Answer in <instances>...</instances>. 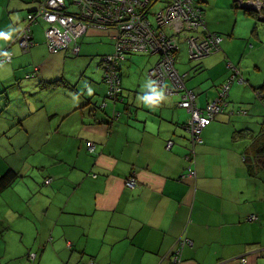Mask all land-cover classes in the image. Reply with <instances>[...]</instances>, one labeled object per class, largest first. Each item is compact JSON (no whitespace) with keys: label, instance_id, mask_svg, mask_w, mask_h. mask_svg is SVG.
I'll list each match as a JSON object with an SVG mask.
<instances>
[{"label":"crops","instance_id":"0c3cea01","mask_svg":"<svg viewBox=\"0 0 264 264\" xmlns=\"http://www.w3.org/2000/svg\"><path fill=\"white\" fill-rule=\"evenodd\" d=\"M40 2L0 0V31L11 33L0 37V52L11 54L0 62V174L10 167L20 172L0 191V264H26L28 250L35 253L31 264H81L89 257L96 264H171L174 254L177 264H264V203L257 201L263 190L242 159L248 143L236 134L251 122L230 112L232 100L247 98L252 87L233 81L224 111L205 124L200 143L189 144L188 110L177 105L183 91L166 92L168 78L164 88L155 86L158 53L121 58L122 100L106 97L98 56L114 51V28L88 27L77 39L81 56L71 57L68 50L51 56L30 25L34 43L22 51L17 33ZM202 2L193 0L205 18ZM205 26L218 33L206 18ZM176 37L186 52L178 45L174 67L185 74L196 106L205 107L229 75L226 39L224 54L190 64L185 40ZM114 112L119 119L110 117ZM130 176L132 187L125 185ZM181 235L191 243L182 247L175 241Z\"/></svg>","mask_w":264,"mask_h":264},{"label":"built area","instance_id":"2783aa9c","mask_svg":"<svg viewBox=\"0 0 264 264\" xmlns=\"http://www.w3.org/2000/svg\"><path fill=\"white\" fill-rule=\"evenodd\" d=\"M156 1L158 0H41L37 8L27 13V24L17 33L16 41L22 50L30 48L34 43L29 33L30 25L37 18H41L46 22L48 51L70 50L77 54L79 51L77 39L88 27L114 28L116 48L103 57L105 80L108 85L107 95L112 97L111 95L118 91L120 80L117 71L118 61L128 52L158 53L160 59L153 69L157 83L164 88V80L169 77L173 87L172 89L165 87V91L172 93L174 89L184 88L182 81L184 74H179L174 67V56L179 43L176 35H181L185 40L188 56L191 58L206 56L211 51L218 50L220 39L218 33L206 29L202 10L193 3V0H164V6L159 11H150L151 5ZM236 1L238 5L245 3L257 8L263 3L260 0ZM69 4L75 5L77 10L70 9ZM150 13L154 16V22L149 19ZM259 15H264V12L260 11ZM162 26L170 28L171 33L166 34ZM10 59V53L0 52V61ZM231 66L227 63V67ZM233 71L227 81L221 84L219 96L205 108L196 106V94L193 90L184 89L177 105L185 107L191 114L185 128L192 143L201 142V128L216 114L224 111L228 89L240 75L236 69ZM243 81L240 75V82ZM87 146L92 150L94 144L87 142ZM191 161H194L193 157ZM188 170L189 176H193L195 170L190 166ZM135 183V177L130 176L126 180V185L130 187Z\"/></svg>","mask_w":264,"mask_h":264},{"label":"rangeland","instance_id":"374dc122","mask_svg":"<svg viewBox=\"0 0 264 264\" xmlns=\"http://www.w3.org/2000/svg\"><path fill=\"white\" fill-rule=\"evenodd\" d=\"M260 1L263 2L260 8L252 7L251 5L245 3L241 4L244 8H248L250 11L254 12L256 16H252L244 13L242 8L233 5V0H206V2H202L201 4L206 13V16L204 15V17L209 23H211L214 29L218 32L220 42L222 39H226L227 42L226 43L227 58L223 66L226 67L227 70H229V75L226 76L225 81H227L232 71L236 69L240 73V75L241 73L243 74L241 76L245 81L246 86H248L249 88L251 87L253 88V86H257L264 81V22L258 19V17H260L259 12L260 11L264 12V0H260ZM194 2L196 3V0H194ZM164 3H165L164 0L156 1L152 6L151 11H159L164 6ZM69 8L72 10H77V7L75 5H69ZM149 17L150 19L154 20V16L152 14L149 15ZM31 25L32 28L38 29L39 35L42 37L44 41H46V35H45L46 24L44 26L43 24L40 25L37 22ZM254 27L257 28L256 31L259 34L258 37L255 36V31L253 32ZM248 36H251V39ZM180 41L178 44L179 49L181 50V52L183 51L186 52L185 43ZM219 44H220V48L218 50H213L210 52V54L206 56L213 55L218 51L221 54H224L223 49H221V43ZM114 48H116V46H114ZM48 53L51 56H59V54H51L52 52L50 51H48ZM65 53H66L65 56H71V57L81 56V53L75 54L70 50ZM127 54L130 55V52H128ZM154 55L155 54L150 56H154ZM101 56H104V54L99 55L98 60L101 58ZM133 56H147V55H133ZM206 56H202L199 58H191L190 56L186 55L185 57L188 58L189 60L191 59L189 61L190 64H196L199 59ZM228 62L232 63L231 68L226 66ZM68 67L70 68L69 65ZM85 70L90 71L89 68H85ZM191 70L193 71V68ZM240 75L237 76L235 81L237 84L241 85L243 84L244 81L240 82ZM249 79H251L255 83L257 82L256 83L257 85L250 83ZM221 84H224V82H221ZM252 88L249 93L245 90L247 93V98L238 100L236 102H233L232 100L230 106L233 107V111L231 110L230 112L234 113L233 115H231V118H234L236 120L238 119L240 123L244 121L251 122L249 126H247V128L257 133L260 131L262 121L264 119V104L257 97L255 91ZM244 107H247L248 110L247 114ZM190 115L191 114L188 112V120L190 118ZM185 134H186L185 137L187 142L191 144L189 135L187 134V132H185ZM241 139L242 141H245L246 144L251 142L248 135L247 137H241ZM3 159L4 157H0V161ZM256 172L257 173L255 174V176L258 175L256 176L257 177L256 179L261 181L258 183V185H261V190H263L262 192L264 196V171L261 169ZM257 201L258 204H261L263 208L264 200L262 201L258 197ZM263 219H264V212H263Z\"/></svg>","mask_w":264,"mask_h":264},{"label":"trees","instance_id":"16d2710c","mask_svg":"<svg viewBox=\"0 0 264 264\" xmlns=\"http://www.w3.org/2000/svg\"><path fill=\"white\" fill-rule=\"evenodd\" d=\"M244 10L246 12H248L252 16H256V14L254 12L250 11L248 8H245ZM263 22H264V20H263ZM204 23H205V19H204ZM9 61H5V62H9ZM102 61H103V58H102ZM228 63L232 64L231 62H228ZM117 71H118V69H117ZM118 74H119V72H118ZM184 77H185V74H184ZM119 78H120V75H119ZM166 78H168V77H166ZM155 86L161 87L159 85H155ZM185 88L186 87H184L183 89H180L178 91H184ZM117 90L118 91H116L114 94L111 95L112 97H110V98L114 99L113 102L120 101V100H122V97H123V96L120 97L121 96V92H122V87H121L120 80L118 82ZM254 91H255L257 97L264 104V81L262 82V84H260L259 86L255 87ZM107 96L108 95H106V97ZM211 102L212 101L208 102L207 104H209ZM105 104L106 103L104 102L102 105H105ZM207 104L205 105V107L207 106ZM205 107H201V108H205ZM183 108H185V107H183ZM119 116H120L119 112H114L112 116L110 115V117H112V118H114L116 120L119 119ZM262 126H264V119L262 121L261 129L257 133H255L253 130H251L249 128H243V129L236 130V134H238V136L247 137V135H248L249 139L251 140V142L247 144L246 148L244 149V152L242 153V159H243L244 162L247 163V169L249 170V172L255 173V174L257 173L256 171H259L261 169L264 170V133H263L264 132V127H262ZM184 127H185V124H184ZM203 127L200 130V136H201V131H202ZM262 130H263V132H262ZM90 151H92V150H90ZM195 174L196 173H194V177H195ZM19 175H20V172H18L17 170H15V169H13L11 167L6 169L5 171H3L0 174V191L3 190L4 188H6L7 186H9L11 184V182L15 181L16 178L19 177ZM48 179H50V178H47V177L44 178L43 177V180H42L43 182L42 183L43 184L49 183ZM126 186H128V185H126ZM128 187H130V186H128ZM175 241H177V243H179L182 247H185L186 245L191 243L190 239L187 236H185V235L184 236L183 235L179 236ZM179 250H180V247L178 248L177 251H179ZM179 256H180L179 254H176V255L174 254V256H173V258L171 260V261L174 260V262H172L171 264H177V262L179 261ZM34 257H35V253L30 252V250H28L23 255V258L25 259V261H27L30 264H31V261L34 260L33 259ZM27 262H26V264H28ZM81 264H96V262L93 259V257H89L88 260L82 262Z\"/></svg>","mask_w":264,"mask_h":264},{"label":"clouds","instance_id":"9594fccd","mask_svg":"<svg viewBox=\"0 0 264 264\" xmlns=\"http://www.w3.org/2000/svg\"><path fill=\"white\" fill-rule=\"evenodd\" d=\"M240 8H242L243 10L245 9L242 5H239ZM9 36H11L10 32H4V31H0V37H3L5 39H7ZM143 100H145V102H150L153 100V97H142Z\"/></svg>","mask_w":264,"mask_h":264},{"label":"bare ground","instance_id":"6f19581e","mask_svg":"<svg viewBox=\"0 0 264 264\" xmlns=\"http://www.w3.org/2000/svg\"><path fill=\"white\" fill-rule=\"evenodd\" d=\"M261 18H264V15H259ZM169 78V77H168ZM169 80H170V82H171V84H172V87H173V83H172V81H171V79L169 78ZM182 81H183V86L185 85L184 84V75H183V77H182ZM156 84V83H155ZM157 85V84H156ZM166 87H168V86H166ZM172 87H170L171 89H172ZM185 87V86H184ZM169 88V87H168ZM181 89H183V88H181ZM174 90H176V91H178V90H180V89H174ZM174 90H173V92H174Z\"/></svg>","mask_w":264,"mask_h":264},{"label":"water","instance_id":"95a60500","mask_svg":"<svg viewBox=\"0 0 264 264\" xmlns=\"http://www.w3.org/2000/svg\"><path fill=\"white\" fill-rule=\"evenodd\" d=\"M28 12H30V11H28Z\"/></svg>","mask_w":264,"mask_h":264}]
</instances>
